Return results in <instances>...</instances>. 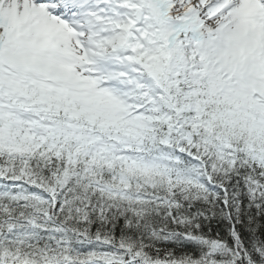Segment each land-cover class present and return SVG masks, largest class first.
Listing matches in <instances>:
<instances>
[{"label": "snow or ice", "instance_id": "1", "mask_svg": "<svg viewBox=\"0 0 264 264\" xmlns=\"http://www.w3.org/2000/svg\"><path fill=\"white\" fill-rule=\"evenodd\" d=\"M0 264H264V0H0Z\"/></svg>", "mask_w": 264, "mask_h": 264}]
</instances>
